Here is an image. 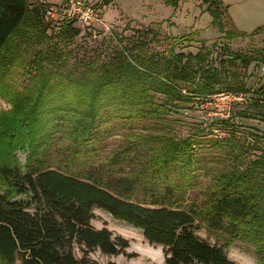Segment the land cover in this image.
Wrapping results in <instances>:
<instances>
[{
	"label": "trees",
	"instance_id": "1",
	"mask_svg": "<svg viewBox=\"0 0 264 264\" xmlns=\"http://www.w3.org/2000/svg\"><path fill=\"white\" fill-rule=\"evenodd\" d=\"M179 1L165 3L176 8ZM200 3L205 4L209 26L220 33L217 38L223 46L264 31V25L251 32L237 28L223 0ZM27 11V0H0V64L12 59L6 56L7 44ZM36 11L32 21L39 18ZM71 23H64L59 33L77 35L79 29ZM197 34L194 30L172 37L146 61L118 54L106 65H91L90 71L71 79L84 87L81 92L88 98L52 105L34 101L26 108L22 100L10 97L13 110L0 113V264H98L90 256L95 250L130 255L128 239L105 226H92L95 208L140 229L150 244L161 246L164 264H237L226 252L237 236L253 240L257 253L264 256V155L245 161L251 148L230 131L228 136L201 141L195 135L175 140L165 134L132 132L140 130L133 127L136 119L161 116L164 107L178 112L222 91H246L235 73L221 75L219 67L210 64L216 41L195 53L176 51L179 43ZM225 52V60L243 66L256 60L243 52ZM150 92L163 95L160 103ZM51 108L71 113L68 127L60 131V139L67 142L58 148L56 134L49 133L50 142L47 131L36 137L40 149L31 151L24 167L12 161L14 137L18 141L26 130L33 138L37 114L50 113ZM237 114L251 118L244 110ZM120 118L129 132L125 136H134V143L125 141L123 147L100 154L99 142L105 135L117 134L105 123ZM157 139L165 140L164 145L152 146L148 153L145 145ZM206 143L223 154L224 171H209L205 177L214 175V181L204 182L193 173L194 164L200 163L194 150ZM200 230L222 243L200 238Z\"/></svg>",
	"mask_w": 264,
	"mask_h": 264
},
{
	"label": "rangeland",
	"instance_id": "2",
	"mask_svg": "<svg viewBox=\"0 0 264 264\" xmlns=\"http://www.w3.org/2000/svg\"><path fill=\"white\" fill-rule=\"evenodd\" d=\"M60 1L62 0H27V17L7 44L6 56L10 55L12 59L6 61L7 65L0 64L3 73L0 80V113L13 110L10 97L22 100L26 108L31 107L34 101L52 105L58 100L76 99L79 96L88 98L87 92H81L84 87H79L71 79H75L83 71H90L91 65L97 66L101 62L106 65L107 61L114 60L118 54L147 60L150 54L162 51L172 37L197 30L198 34L179 43L176 51L195 53L203 44L210 45L216 41L210 64L218 66L221 75L235 73L237 78L244 81L246 93L240 98L223 95L211 97L209 101L199 100L178 112L173 111L172 107H164L161 116L136 119L133 127L140 130L132 132L152 136L165 134L163 137L175 140L195 135V139L201 141L205 137L228 136L230 131L234 132L240 142L250 146L251 149L244 154L245 161L263 157L264 31L237 38L223 46L224 41L217 38L220 33L209 26L210 16L200 0H180L176 8L167 5L165 0H88L100 11V18L110 27L108 32L93 36L84 33L79 22L46 19L47 8ZM223 2L228 5V12L240 30L251 32L264 25V0ZM35 11L39 18L32 21L31 16ZM64 23H71L72 27L79 29V33L71 36L60 34L59 30ZM227 49L252 55L256 60L248 66L239 62L232 63L225 60L228 57L225 52ZM106 71L108 73L109 70ZM150 95H154L157 103L163 97L161 93L150 92ZM242 110L251 118L237 116ZM70 116L71 113H59V110L52 108L50 113L37 114L39 121L33 125L34 137L31 138L26 130L20 134L18 141L14 137L16 146L9 151L11 160L24 167L31 151L40 149L36 148L37 138H42L47 131L50 142L52 139L49 133L56 134L54 141L58 148L62 142L66 143L67 141L60 139V131L68 127ZM121 123V118L105 123L104 127H110L117 134L105 135L106 138L99 142L100 154H106L118 145L123 147L125 141L134 143V136L126 137L125 133L129 132H126L127 127ZM164 141H149L145 150L151 154L152 146L162 147ZM56 144L54 143V148ZM207 146L208 143L194 150L200 163L194 164L197 169L193 173L198 176V180L204 182L215 178L214 175L205 177L209 171L217 174L224 171L220 165L223 159L221 151ZM145 158L147 156L141 159ZM91 224L95 228L105 226L114 235H121L129 242L126 253L130 255H106L99 250L91 252L90 256L98 264H107L108 261L117 264H164L161 246L150 244L140 229L116 220L97 208L93 209ZM197 235L211 243H222L221 239L217 240L205 230L198 231ZM231 239L226 247L230 259L237 264H264V256L257 253L253 240L238 236Z\"/></svg>",
	"mask_w": 264,
	"mask_h": 264
},
{
	"label": "built area",
	"instance_id": "3",
	"mask_svg": "<svg viewBox=\"0 0 264 264\" xmlns=\"http://www.w3.org/2000/svg\"><path fill=\"white\" fill-rule=\"evenodd\" d=\"M45 12L46 19L62 21L79 22L82 31L96 36L100 32H108L109 25L99 16V10L89 3L88 0H62L59 3H53ZM246 91L230 92L222 91L212 95L216 98L218 96L228 95L232 97H243Z\"/></svg>",
	"mask_w": 264,
	"mask_h": 264
}]
</instances>
